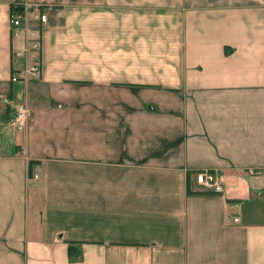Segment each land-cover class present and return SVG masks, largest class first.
<instances>
[{
  "label": "crops",
  "instance_id": "obj_1",
  "mask_svg": "<svg viewBox=\"0 0 264 264\" xmlns=\"http://www.w3.org/2000/svg\"><path fill=\"white\" fill-rule=\"evenodd\" d=\"M19 1L0 0V264H264V0H25L40 74L11 81Z\"/></svg>",
  "mask_w": 264,
  "mask_h": 264
},
{
  "label": "built area",
  "instance_id": "obj_2",
  "mask_svg": "<svg viewBox=\"0 0 264 264\" xmlns=\"http://www.w3.org/2000/svg\"><path fill=\"white\" fill-rule=\"evenodd\" d=\"M43 5L29 3L25 0L15 2L9 8L7 25L10 36L18 42L11 47V57L19 60V64L10 75V80H26L37 78L40 74V35L39 25L46 22L47 14L42 10ZM2 101L8 100L3 97ZM29 108L26 103L21 102L13 107V121L16 125H23ZM253 169L248 168V172ZM34 176L36 173L33 174ZM194 181L202 189L212 192L223 190V179L221 174L213 168H200L193 172ZM231 204L237 206L238 202L232 200ZM233 220H236L234 217Z\"/></svg>",
  "mask_w": 264,
  "mask_h": 264
},
{
  "label": "trees",
  "instance_id": "obj_3",
  "mask_svg": "<svg viewBox=\"0 0 264 264\" xmlns=\"http://www.w3.org/2000/svg\"><path fill=\"white\" fill-rule=\"evenodd\" d=\"M33 162H34L33 159H27V165H26L27 174H31ZM71 242H73V241L67 240V252H68L69 258H74V257L76 258V257H78V252H77V250H75L73 248V246L71 245Z\"/></svg>",
  "mask_w": 264,
  "mask_h": 264
},
{
  "label": "rangeland",
  "instance_id": "obj_4",
  "mask_svg": "<svg viewBox=\"0 0 264 264\" xmlns=\"http://www.w3.org/2000/svg\"><path fill=\"white\" fill-rule=\"evenodd\" d=\"M12 58L14 59V57H12ZM15 59H16V58H15ZM1 100H2V99H1ZM3 102H4V101H3ZM12 123L15 124V122L13 121V114H12ZM15 125H16V124H15ZM20 126H23V125H20ZM33 174H34V173H32V176L35 177L36 175L34 176Z\"/></svg>",
  "mask_w": 264,
  "mask_h": 264
}]
</instances>
